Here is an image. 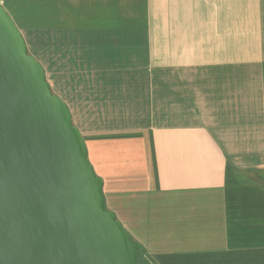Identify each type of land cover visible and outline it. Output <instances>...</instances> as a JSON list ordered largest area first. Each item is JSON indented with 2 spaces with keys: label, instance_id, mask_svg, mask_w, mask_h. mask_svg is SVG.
<instances>
[{
  "label": "crops",
  "instance_id": "obj_1",
  "mask_svg": "<svg viewBox=\"0 0 264 264\" xmlns=\"http://www.w3.org/2000/svg\"><path fill=\"white\" fill-rule=\"evenodd\" d=\"M0 4L153 264H264V0Z\"/></svg>",
  "mask_w": 264,
  "mask_h": 264
},
{
  "label": "water",
  "instance_id": "obj_2",
  "mask_svg": "<svg viewBox=\"0 0 264 264\" xmlns=\"http://www.w3.org/2000/svg\"><path fill=\"white\" fill-rule=\"evenodd\" d=\"M102 186L68 105L0 4V264H153Z\"/></svg>",
  "mask_w": 264,
  "mask_h": 264
},
{
  "label": "rangeland",
  "instance_id": "obj_3",
  "mask_svg": "<svg viewBox=\"0 0 264 264\" xmlns=\"http://www.w3.org/2000/svg\"><path fill=\"white\" fill-rule=\"evenodd\" d=\"M38 61L42 63L43 66H45V57L43 55H35L34 56ZM146 89V88H145ZM139 264H144L143 262H139Z\"/></svg>",
  "mask_w": 264,
  "mask_h": 264
},
{
  "label": "trees",
  "instance_id": "obj_4",
  "mask_svg": "<svg viewBox=\"0 0 264 264\" xmlns=\"http://www.w3.org/2000/svg\"><path fill=\"white\" fill-rule=\"evenodd\" d=\"M142 252V251H141ZM140 262H142L141 260H140Z\"/></svg>",
  "mask_w": 264,
  "mask_h": 264
}]
</instances>
